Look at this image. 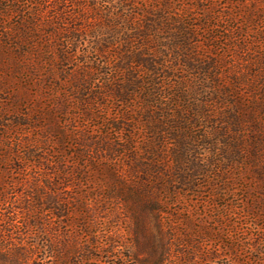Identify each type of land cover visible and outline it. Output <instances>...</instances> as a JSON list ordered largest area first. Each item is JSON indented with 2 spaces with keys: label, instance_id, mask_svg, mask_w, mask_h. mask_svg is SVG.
I'll use <instances>...</instances> for the list:
<instances>
[{
  "label": "trees",
  "instance_id": "obj_1",
  "mask_svg": "<svg viewBox=\"0 0 264 264\" xmlns=\"http://www.w3.org/2000/svg\"><path fill=\"white\" fill-rule=\"evenodd\" d=\"M263 195L264 0H0V264H244Z\"/></svg>",
  "mask_w": 264,
  "mask_h": 264
},
{
  "label": "rangeland",
  "instance_id": "obj_2",
  "mask_svg": "<svg viewBox=\"0 0 264 264\" xmlns=\"http://www.w3.org/2000/svg\"><path fill=\"white\" fill-rule=\"evenodd\" d=\"M240 216H238V214H237V216L233 217V220L236 222L238 229H239L238 233H236L233 238H234L236 245L239 246V248L243 250V252L239 253L236 260H238L239 262H243L244 264H247V262H252L255 264H261V263H258V261H257L258 255L255 252L248 253V254L244 253V252L246 251V249L249 246L248 242H249L250 238H254V236L252 235L253 234V230H252L253 228L251 226L255 225V224L262 225V224H264V221L263 220H257L254 217H248V216H246V213H242V214H240ZM52 221H53V226L56 227V232H57L55 234V237H54L55 246H56V250H59L60 238H61V230L60 229H61V226H64L67 224L62 225L61 222H59V220L56 218L53 219ZM211 227L216 232L220 229V227H219V225H217V223H211ZM73 229H74V231H77V233H78V227L77 226L74 227ZM218 235H220V234H218ZM80 239H81L83 246L85 248L87 245V243H86L87 239H89V238L83 236V237H80ZM222 240H223V243H234L233 241L230 242L229 239L224 235H223ZM217 241L215 243H217L218 245L215 244V246L217 248L222 247V248H220L222 251L220 250L221 253H219V255H217L218 257H216V259H214L212 261L213 263H211V264H229L232 256L227 251V248H224V246L220 245V242H217ZM236 241H238V243ZM94 257H95V259H92L93 261L91 262V264H104V262H103L104 261L103 260L104 254L96 251V252H94Z\"/></svg>",
  "mask_w": 264,
  "mask_h": 264
}]
</instances>
